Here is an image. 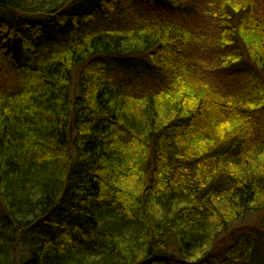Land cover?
<instances>
[{"label":"trees","instance_id":"trees-1","mask_svg":"<svg viewBox=\"0 0 264 264\" xmlns=\"http://www.w3.org/2000/svg\"><path fill=\"white\" fill-rule=\"evenodd\" d=\"M0 264H264L263 0H0Z\"/></svg>","mask_w":264,"mask_h":264},{"label":"rangeland","instance_id":"rangeland-1","mask_svg":"<svg viewBox=\"0 0 264 264\" xmlns=\"http://www.w3.org/2000/svg\"><path fill=\"white\" fill-rule=\"evenodd\" d=\"M263 3H264V0H263ZM201 28L202 30H204V32H207V29H205V24H201Z\"/></svg>","mask_w":264,"mask_h":264}]
</instances>
